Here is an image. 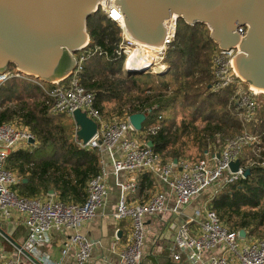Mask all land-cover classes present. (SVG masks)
<instances>
[{"label": "built area", "instance_id": "obj_1", "mask_svg": "<svg viewBox=\"0 0 264 264\" xmlns=\"http://www.w3.org/2000/svg\"><path fill=\"white\" fill-rule=\"evenodd\" d=\"M97 12L120 27V38L114 44V52L117 57L125 55L124 66L127 71V59L131 50L137 47L138 41L125 31L121 6L114 0H101L95 10ZM174 16L175 30L171 33L168 26L164 45L155 49L156 55L150 62L138 67H148L147 72L156 74L169 68L165 58L175 43L180 19L174 14L169 22ZM246 30V26L238 29L242 35ZM97 52L100 55L103 53L100 47H90L89 40L86 47L74 54L76 66L72 73L62 81L51 83V87L46 86V82L41 79L28 76L17 69L15 72L8 70L0 74V86L14 77L39 84L46 95L53 99L50 107L53 115H64L74 121L75 111L85 112L97 123V131L91 139L84 141L79 137L80 127L74 121V142L82 149H97L100 153V171L87 182L85 202L63 201L56 192H48L42 196L22 195L14 189L20 181L19 174L9 169L6 162L13 151L28 148L33 144L31 140L35 141L34 144L37 143V138L28 126L17 120V116L11 121L0 123V214L5 212L10 217L11 211H16L21 216L27 231L24 248L31 254L38 252L40 246L51 242L53 231H61L67 233L69 239L63 255L66 257L75 246L77 263L86 264L92 256L93 243L82 233L81 226L92 221L107 204L110 193L108 177L112 173L119 188V201L113 216L118 220L130 219L132 228L128 243L116 264H143L147 216L163 214L167 210L181 215L182 206L189 205L196 195L213 186L224 188L245 176L249 167L264 166V130L252 132L247 129V126L259 120L258 97L261 93L246 84L237 74L233 61L239 50L217 47L211 58L212 82L209 88L212 91L233 88L230 103L235 108L242 127L244 125L247 130L227 137L219 147L211 143L202 158L194 161L181 158L176 163L173 159L166 160L148 145L147 134L156 133L160 128L159 124L137 130L130 121V114L126 113L121 119L109 121L95 107V92L85 88L82 73L86 62ZM140 56L143 57V54ZM247 146L253 147L255 157L244 154ZM236 160H240V166L237 171H232L230 164ZM136 171L151 172L161 182L169 185L174 205L168 206L171 193L162 189H158L147 200L132 201L129 195L136 191L138 182L137 179L124 175ZM248 236L247 232L242 237L239 230L226 225L212 207H206L197 210L178 226L173 238V258L183 264H264V238H255L250 244H246ZM220 244H225L226 248L219 252L217 248ZM20 260V256L16 255L0 264H20ZM49 264H64V261H51Z\"/></svg>", "mask_w": 264, "mask_h": 264}, {"label": "trees", "instance_id": "obj_2", "mask_svg": "<svg viewBox=\"0 0 264 264\" xmlns=\"http://www.w3.org/2000/svg\"><path fill=\"white\" fill-rule=\"evenodd\" d=\"M87 28L90 47H100L103 51L86 62L82 73L85 88L95 92V107L104 117L112 113L106 106L111 101L118 103L112 110L121 115L146 113L143 129L160 125L156 133L147 134V142L152 141L154 151L166 160L181 159L191 143L200 150L199 159L205 156L211 143L218 147L227 137L242 132V124L230 103L233 88L219 91L209 88L211 54L218 45L210 38L206 24L190 25L179 19L176 40L167 56L170 68L157 76L148 74L156 77L153 83L141 81L138 75L116 77L125 59V55L117 57L114 52V44L120 38L119 26L97 12L89 16ZM11 67L16 66L10 65L9 70ZM199 82H204L202 88L194 87ZM26 91L29 96H41L42 100L31 107L23 96ZM178 99L193 109L192 118L180 124L171 112L172 103ZM258 99L262 106L258 110V122L249 126L252 132L264 130V93ZM15 101L12 106L7 105ZM192 101H197V106ZM127 102L131 104L126 110L123 106ZM52 103L53 99L36 82L14 77L1 84L0 123L17 116L37 138V143L28 148L13 151L6 166L17 170L20 177L17 185L22 195L40 196L55 190L63 201L85 202L87 182L100 171V153L97 149H82L74 142L73 131L62 115L50 113ZM244 154L255 157L252 146H247ZM247 170V176L227 184L211 199V207L231 229H245L249 236L263 239L264 166ZM157 181L151 172L141 171L138 195L147 199V191Z\"/></svg>", "mask_w": 264, "mask_h": 264}, {"label": "water", "instance_id": "obj_3", "mask_svg": "<svg viewBox=\"0 0 264 264\" xmlns=\"http://www.w3.org/2000/svg\"><path fill=\"white\" fill-rule=\"evenodd\" d=\"M101 0H0V74L10 65L46 83L66 79L76 66L74 54L90 40L89 16ZM123 11L128 35L138 42L162 47L169 18L174 14L187 24L203 23L210 38L223 49L236 48L234 68L243 81L264 93V0H114ZM246 26L242 35L238 29ZM148 67L128 68L127 74L143 75ZM146 113L129 118L137 130L143 128ZM78 135L88 141L97 123L81 110L74 113ZM34 140L31 143L34 144ZM153 146V142H148ZM174 161L177 163L178 159ZM237 171L240 160L231 162ZM249 174L247 170L245 176ZM54 192V190H50ZM0 232L26 256L41 264L5 230ZM245 237L247 231L239 230Z\"/></svg>", "mask_w": 264, "mask_h": 264}, {"label": "crops", "instance_id": "obj_4", "mask_svg": "<svg viewBox=\"0 0 264 264\" xmlns=\"http://www.w3.org/2000/svg\"><path fill=\"white\" fill-rule=\"evenodd\" d=\"M74 126L75 123L73 121V127ZM140 172L141 171L129 172L124 176L131 179H137V182L139 183ZM108 181L110 193L107 204L92 221L81 226L82 233L89 237L93 243L92 256L86 264H116L120 259L121 251L124 249L131 236V220H118L113 216L119 201V188L116 185L115 177L112 173L109 175ZM158 189H162L168 194L171 193L168 206L172 207L174 205V198L170 186L161 182L159 179L156 182V186L147 191V193H149L148 198H150ZM129 196L134 202H142L148 199L144 196H139L138 189H136L134 193H130ZM191 203L193 204V202ZM191 203L187 206H182L183 212L181 215H175L167 210L163 214L146 217L145 221L147 225L149 228L151 226L153 228L154 239L151 247L148 243H145L143 264H183V262L176 261L173 258V238L178 226L199 209V206L197 207V205H192ZM9 216L10 217H8L5 212H1L0 228L11 235L16 243L21 244L24 247L27 231L21 216L16 211H11ZM20 221L21 226L18 227ZM19 229H22L23 231L18 232ZM68 241L67 233L53 231L51 234V242L40 246L39 251L35 254L32 253V255L41 264H49L51 261L56 262L60 260H63L64 264H78L75 257V246L71 248V252L66 257L63 255V249L68 244ZM19 252H21V250L16 244L7 239L0 232V263L7 260L8 257L16 255H19L21 258L24 253ZM27 258L33 264H37L28 256ZM184 262L186 263V261Z\"/></svg>", "mask_w": 264, "mask_h": 264}, {"label": "rangeland", "instance_id": "obj_5", "mask_svg": "<svg viewBox=\"0 0 264 264\" xmlns=\"http://www.w3.org/2000/svg\"><path fill=\"white\" fill-rule=\"evenodd\" d=\"M117 25V24H116ZM118 26V25H117ZM214 52V51H213ZM213 52L211 54V58L213 56ZM76 55V54H75ZM168 56V55H167ZM167 56H166V61L165 63L167 65H169V62L167 60ZM107 59L110 60L109 57H106ZM126 58V57H125ZM134 52L132 54H130V57H129V60L127 62V64L129 65V63L132 61L134 62ZM211 62V61H210ZM125 60L123 62V66H122V69L121 71L117 72L118 74L116 75V77H123V78H129L130 76L127 74L126 72V69H125ZM135 64L136 66H138L135 62L133 63ZM169 68H170V65H169ZM210 70H211V64H210ZM11 72H15V68H10ZM147 74V75H146ZM148 74H153L154 76H157L156 73H150V72H146L145 74L143 75H138L140 77H138V79H140L141 81H145V82H149V83H153L155 80H156V77L154 76H150ZM196 80V79H195ZM48 84V83H47ZM204 84V82H199L197 83L194 87H200L202 88V85ZM24 96V99L27 100V104H29L31 107L35 105L36 102H38L39 100H42V97L41 96H38V95H35L33 94L32 96H29L27 91L26 93L23 94ZM17 101L15 102H9L7 105H11L13 103H16ZM195 105L198 104L197 101H192ZM131 103H126L123 108L127 110L128 106H130ZM186 103H181V101L178 99L177 101H174L172 103V108H171V112H172V115L174 116V118L176 119V123L180 124L182 122V120H189L192 118V114H190V111H192L193 109L191 107L187 108L185 106H190V104L188 103L187 105H185ZM12 106V105H11ZM106 106L108 107V110H111V114H106V116L104 117L105 119L111 121V120H118V119H121L124 115H121L119 114L116 110H112L114 107L118 106V103L116 101H111V102H107L106 103ZM197 106V105H196ZM260 106H262V103H260ZM4 108V107H3ZM125 112V111H124ZM51 113V112H50ZM52 114V113H51ZM164 114V112L162 113ZM53 115V114H52ZM16 117V116H15ZM62 118L64 120V122L67 124V126L69 128H71L73 130V121L70 117H67V116H64L62 115ZM14 119V118H13ZM17 120H19L20 122H22V120L18 117ZM19 122V123H20ZM22 124H24L22 122ZM25 125V124H24ZM27 126V125H26ZM29 127V126H28ZM30 128V127H29ZM247 130V129H250L249 126H247V129L244 127L243 125V128H242V131L243 130ZM191 147L188 148L187 152L185 155L182 156L183 159L185 160H190V161H194L196 160L198 157H200L201 155V152L200 150L198 149L197 145L196 144H193L191 143L190 145ZM219 147V146H218ZM202 158V157H201ZM17 171V170H15ZM14 189L20 193V187H18V185H15L14 186ZM223 189V188H222ZM221 191V188L219 187H211L209 188L207 191H204L203 193L201 194H198L196 195L194 198H193V204L192 205H197V207L199 206V209L198 210H203L204 208L206 207H211V199H213V197L219 193ZM207 202H208V206H207ZM146 220V219H145ZM21 226V221L18 223V227ZM145 227H146V239H145V243H148V245H150V247L153 245V239H154V231H153V228L152 226L149 228V226L147 225L146 221H145ZM22 228V227H21ZM23 230L22 229H19L18 232H22ZM255 239L254 237H251V236H248V238L245 240V243L246 244H250V242ZM258 239V238H257ZM243 244V242H242ZM226 248V245L225 244H220L218 246V250L217 251H223L224 249ZM218 253V252H217ZM20 264H33L28 258L26 255H22L21 256V260H20Z\"/></svg>", "mask_w": 264, "mask_h": 264}, {"label": "bare ground", "instance_id": "obj_6", "mask_svg": "<svg viewBox=\"0 0 264 264\" xmlns=\"http://www.w3.org/2000/svg\"><path fill=\"white\" fill-rule=\"evenodd\" d=\"M123 25L125 26V22H123ZM168 26H169V31L172 33L175 30V16L170 19ZM125 31L127 33L126 29H125ZM137 44H138L137 47L132 49L130 54H132L134 52V59H133L134 62L138 66H144L146 63L150 62L151 58L155 57V55H156L155 49H157L159 47H154L152 45L141 43V42H138ZM141 54H143V57L140 56ZM151 54L153 55V57H150ZM129 57H130V55H129ZM129 57L127 59V62L129 60ZM140 57H141V59H140ZM134 62L133 61H132V63L130 62L128 67L129 68H137L138 66L133 64ZM161 68H163V66ZM256 91L260 92L259 89H256Z\"/></svg>", "mask_w": 264, "mask_h": 264}]
</instances>
